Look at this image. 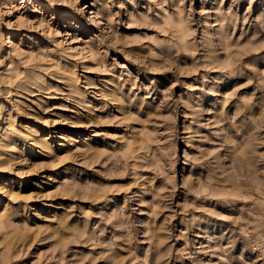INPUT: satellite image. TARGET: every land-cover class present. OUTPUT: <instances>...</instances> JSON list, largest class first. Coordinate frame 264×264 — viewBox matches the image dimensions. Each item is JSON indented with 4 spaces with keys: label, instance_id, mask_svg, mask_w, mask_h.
<instances>
[{
    "label": "rangeland",
    "instance_id": "rangeland-1",
    "mask_svg": "<svg viewBox=\"0 0 264 264\" xmlns=\"http://www.w3.org/2000/svg\"><path fill=\"white\" fill-rule=\"evenodd\" d=\"M0 264H264V0H0Z\"/></svg>",
    "mask_w": 264,
    "mask_h": 264
}]
</instances>
